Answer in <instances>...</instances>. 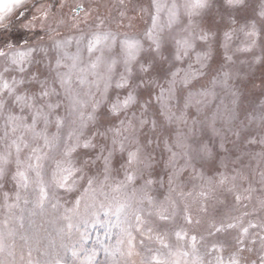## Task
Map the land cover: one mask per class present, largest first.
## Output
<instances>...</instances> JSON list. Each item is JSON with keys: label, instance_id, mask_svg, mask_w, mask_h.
Masks as SVG:
<instances>
[{"label": "snow or ice", "instance_id": "obj_1", "mask_svg": "<svg viewBox=\"0 0 264 264\" xmlns=\"http://www.w3.org/2000/svg\"><path fill=\"white\" fill-rule=\"evenodd\" d=\"M24 2L0 0V27H6V18ZM214 3L215 0L179 3L152 0L151 23L142 36L117 35L105 30V21L98 18L95 30L57 39L59 27L65 24L62 18L58 19L57 27L46 32L56 55L51 75L44 78L29 69L34 53L39 50L47 55L48 48L8 44L6 50L0 49V60H3L0 65V120L3 121L0 180L5 178L7 166L14 163L12 179L16 186L14 197L4 193L0 264H264V195L257 197L250 212L229 211L219 222L210 221L207 235L235 232L230 241L207 243L204 235L191 234L185 228L169 233L158 231L152 225V217L172 222L181 211L187 225L200 224L199 219L193 220L189 197L192 203L199 204L200 212H207V202L217 199V194L223 191L233 194L237 206L253 200L255 189L251 184L242 191L236 184L237 179H247L239 172L231 177L221 173L218 180L201 172L198 178L203 183L195 192L185 193L180 185L172 187L179 172L191 168L195 173L197 162L204 165L213 161L207 144L201 143L193 149L189 143L193 129L185 132L180 128L188 124V119L183 112L176 115L172 110L177 85L187 88L210 67L207 61L211 41L221 21L227 19L229 23L223 32L227 61L232 60L228 48L237 33L243 36L235 49L237 52H252L264 36V0L254 10L255 18H245L242 23L235 14H246L249 0H223L226 14L219 10L213 13ZM41 7L43 18L48 19L53 6ZM60 7H64L63 2ZM74 11L73 28L90 23L88 15L83 20L79 17V12L84 11L83 5L77 4ZM169 40L175 49L172 60L180 63L189 60L186 68L164 67L169 58L163 49ZM199 45L208 46V50L198 51ZM73 46L75 51H70ZM262 60L264 56L255 58L256 63ZM153 72L163 73L167 88L159 83V77H152ZM221 75L222 80L214 77L210 81L213 87L229 86L232 73L224 71ZM57 84L67 102L64 116L54 115L61 107L59 102L51 101L52 96L61 94L56 90ZM32 85H36L35 91ZM152 85L159 88L155 97L161 105L158 115L165 117L168 125L177 124L174 132L157 119V113L148 114L151 92L148 100L140 101L141 91ZM197 95L207 98L214 97L215 93L201 90ZM192 96L189 92L184 97L185 109L190 106ZM137 105L139 115L133 111L129 116V111ZM105 106L106 112H103ZM260 107L259 114H250L248 119L250 123L258 120L264 131V104ZM219 118L227 125L237 119L231 111L219 114ZM215 122L213 118L210 125L213 131H216ZM195 123L193 120V126ZM52 124L56 130L49 133ZM90 125L94 131L86 137L85 130ZM228 130L239 137V131L231 127ZM98 139L103 143L98 145ZM161 140L170 153L173 168L177 159L183 158L185 162L179 172L174 171L169 177V195L157 201L151 195L153 156L148 149L153 144L158 146ZM248 142L256 143L252 138ZM260 143L264 144V137ZM96 149L95 156L87 155L88 150ZM82 150L85 156L77 157ZM117 154L124 158L120 165L122 178L118 175L120 169L113 165ZM258 155L264 157V153ZM99 161L102 167L93 172ZM49 163L52 167L46 179ZM260 175L264 185V171ZM141 178L143 183L137 186ZM59 191L78 192V195L71 206H66L61 203ZM174 192L176 197L172 195ZM38 216L53 226L54 236L49 233L41 237L33 227ZM252 216L259 219H249Z\"/></svg>", "mask_w": 264, "mask_h": 264}, {"label": "rangeland", "instance_id": "obj_2", "mask_svg": "<svg viewBox=\"0 0 264 264\" xmlns=\"http://www.w3.org/2000/svg\"><path fill=\"white\" fill-rule=\"evenodd\" d=\"M61 2L64 3V7L61 8ZM171 3L172 0H167ZM182 2V0H177ZM260 0H249V8L246 14L242 15L236 13V19L242 23L245 18L254 19V10L258 7ZM77 4H81L84 7V11L79 12L81 20L86 15L89 17V24L81 23L78 28H73L72 17L75 15V8ZM53 6V11L49 13L48 19L43 18V8ZM223 0H215L213 13L219 10L220 13L226 14V9L222 6ZM154 12L152 0H25L24 4L15 8L13 12L6 18V27H0V49L6 50L8 44H13L22 48H37L40 45L48 48V54L39 52L37 50L34 53L33 64L29 69L30 72H37L41 78L50 76V69L54 66L55 52L51 49V40L46 36V32L50 28H56V20L63 19L65 24L61 25L58 29L60 35L57 39H62L66 36H78L83 33H89L95 30V23L97 19H103L105 21V30H110L117 35L127 34L129 36H142L146 28L150 26L151 16ZM239 27V23L236 25ZM259 27V24H258ZM229 28L227 19L220 22L215 31V38L211 41L210 46V59L207 61L209 68L205 69V74L199 79L193 81L187 88L182 85H177L176 99L171 102L172 110L176 115H180L183 112L187 119V125H180L181 130L188 132L189 128H192L191 138L189 143L193 149L197 148L201 143L207 144L208 148L213 154V161L210 164L196 163V172L193 173L189 168L183 172H179V169L184 165V159L179 158L176 161L175 168L170 164V153L164 146L161 140L157 146L153 144L148 151L152 153V168L150 169L151 178L154 183L151 186V195L157 201H163L169 195V177L173 175V172H179L178 176L174 177V183L172 187L180 185L185 193L195 192L199 190V187L203 183L198 175L202 172L205 177H212L213 179H219V175L224 173L231 177L237 172L242 173L246 180L237 179L236 184L242 191L247 188L249 184L255 189L253 192V200L243 201L241 205H235L233 194L226 191L218 193L217 199H212L207 202V212H200L199 204L192 203V198H188V202L191 204L190 212L193 220H200V224L193 223L187 225L182 218L181 214L178 215L172 222H162L152 217V225L158 231L167 230L171 233L174 229L185 228L191 234L204 235L206 242L211 243L213 241H230L235 232L220 233L215 236H208V229L210 221L219 222L226 212H233L234 214H240L245 211L250 212L256 204L257 197L264 195V185L261 184L260 173L264 171V157L258 155L264 153V144L260 143L262 137H264V131L261 130L259 121L249 122V115H258L261 110V105L264 104V60L260 63L255 62L256 57L264 56V36L258 41L257 47L252 52H237L235 49L243 39L242 34L237 33L236 39L230 43L228 48V55L232 56L231 61H227L224 58L225 49L223 47V32ZM53 35H55L53 33ZM166 35H168L166 33ZM43 38V39H42ZM201 48L208 50V46L199 45L197 50ZM174 45L169 40L163 49L164 55L169 58V61L165 63L164 67L171 68H186L189 60H185L182 63L172 60V54L174 53ZM70 51H75L73 46ZM117 49V54H118ZM194 62V57L192 58ZM3 64V60H0V65ZM229 71L232 73V78L229 80V86L223 87L217 84L215 87L210 81L216 77L222 80V72ZM153 78L159 77V83L163 84L167 88V84L164 81L162 72H153ZM57 92L61 94L59 96H52L51 101L53 103L59 102L61 107L57 109L54 115L64 116L66 101L63 97L59 85H55ZM33 91L36 90V85H32ZM201 90H212L215 93L214 97H200L197 95ZM149 92H151L152 99L150 101L149 115L157 113V119L165 123L170 131H175L177 124L173 122L168 125L165 117L159 116L161 105L157 103L155 97L159 93V88L155 85L149 87L148 90L141 91L140 101L141 103L149 98ZM189 92L193 93L190 101V106L184 108V97ZM233 92L236 93L233 96ZM115 95V93H111ZM235 101V103H233ZM139 105L131 109V112L138 111ZM18 112V109H15ZM106 112V106L102 110ZM225 111H231L235 113L237 119L232 125L225 124L220 118L219 114ZM120 118H123L121 116ZM213 118L216 119L215 129L210 127ZM193 120L196 121L193 126ZM114 123L116 121H113ZM2 124L0 120V135H2ZM41 127L43 125L41 124ZM239 131V137L233 135L232 131ZM55 125L52 124L48 128L49 133L55 132ZM67 131V128L64 129ZM94 131V128L90 125L85 130V136H89ZM145 132L148 131L146 127ZM249 138H252L256 143H249ZM155 139V137H154ZM103 143L98 139L97 144ZM223 145V147H221ZM0 151H3V143L0 142ZM98 149L88 150L87 155L93 157L97 154ZM23 155V154H22ZM77 157H84L85 152L76 154ZM123 157L119 154L116 155L113 165L114 168L120 169L118 175L122 178L123 169L120 168L123 163ZM51 164L49 163L45 169V178L47 179L51 172ZM102 167V161L92 168L95 172ZM15 173V164L11 163L7 166L6 176L3 180H0V221L5 218L4 209V193H8L10 197H14L16 192L15 181L12 179ZM117 175V173H114ZM147 178V177H145ZM144 178L137 180V186L143 183ZM58 196L61 203L66 206H71L78 192L65 193L59 191ZM173 197H176V193H172ZM247 205V208L244 205ZM182 210L183 204H180ZM264 215V214H262ZM35 224L33 227L39 230L41 237L47 236L51 233L54 236L53 226L47 222L45 218L35 217ZM249 219H259L258 216L249 217ZM26 230L27 221H26ZM174 241V237L172 238ZM20 242L18 241V244ZM46 243V241H45ZM35 255V253H34ZM102 258V257H101Z\"/></svg>", "mask_w": 264, "mask_h": 264}]
</instances>
